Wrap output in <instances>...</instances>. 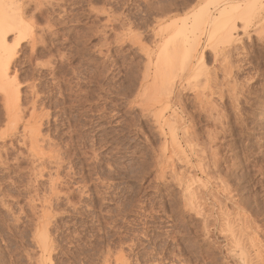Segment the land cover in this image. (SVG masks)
I'll use <instances>...</instances> for the list:
<instances>
[{
    "label": "rangeland",
    "instance_id": "374dc122",
    "mask_svg": "<svg viewBox=\"0 0 264 264\" xmlns=\"http://www.w3.org/2000/svg\"><path fill=\"white\" fill-rule=\"evenodd\" d=\"M64 1L44 8L34 49L30 39L17 49L11 76L19 102L9 105L0 93V264H238V251L233 257L226 247L222 210L263 246L264 0H239L251 7L234 30L243 51L235 65L246 68L234 74L244 89L240 111L228 107L226 132L196 111L201 123L190 132L192 146L183 142L179 152L155 126L152 81L145 95L141 83L147 53L159 45L157 21L182 18L197 1L152 0L153 8L148 0ZM170 2L178 10L158 14ZM222 48L217 61L204 50L221 81ZM192 77L184 95L195 108L206 81ZM200 160L227 181L230 194L214 179L206 184ZM173 162L175 173L186 171L184 184L197 180L188 184L198 193L194 203L183 179L174 180ZM261 249L255 251L264 256Z\"/></svg>",
    "mask_w": 264,
    "mask_h": 264
},
{
    "label": "bare ground",
    "instance_id": "6f19581e",
    "mask_svg": "<svg viewBox=\"0 0 264 264\" xmlns=\"http://www.w3.org/2000/svg\"><path fill=\"white\" fill-rule=\"evenodd\" d=\"M53 1L56 0H52V2L48 0L46 3L45 0H0V93L4 96L6 100H8V102L10 101L9 105L11 102H14L15 104V102H19L20 100L19 83L17 82L16 77L11 76V69L12 66L15 64L16 57L18 55L17 49L22 42L29 39H30L29 43L31 45V48L34 49V47L38 43V40L40 39L38 37V31L40 29V26H38V24L43 20L47 21V17L46 19L44 18V16L47 14L46 13L44 15V8L46 7V5L52 7L59 5L58 3L55 4ZM196 1H197L196 7L191 8L187 6L185 7L184 10L182 9L183 12H186L184 17L178 19L176 15H173L166 17L163 20L157 21V23L159 24L158 27H160V29L156 31L157 27L155 26L156 29H152V30H154L155 32L154 33L155 41L159 45H157L155 49L156 50L155 53H151L150 51L147 53V56L149 58L148 59L149 65L146 68V72L144 73L142 79L143 82L141 83L142 84L141 87L143 88L142 91L143 94L145 95V92H147L149 89L148 88L149 85L148 87H145V85L148 84V82L152 81L150 85L152 86V88H150L148 93L152 91L150 92V95L152 93L153 97L152 100L149 99L148 100L151 102L152 105L156 107L159 106V109L157 108L158 111H156V113H153L155 117V126L162 133L169 134L170 141L174 146V148L178 150V152L179 150H181L183 142L192 146L191 144L193 143L192 141L193 137L192 138L190 137L191 136L190 132L192 131L195 133V130L199 129V125L201 123L196 119V114H197L196 111L199 112L200 116L201 114L202 115L204 114L208 119L210 120L214 119L215 123L220 122L219 125H221L223 132H226L225 129L226 126L229 124V122L225 126V124L223 125L224 122H222L221 119H224V121L229 120L228 119L230 115L228 112L229 106H230L229 108H231L233 112H237V110H239L240 96L244 95V91H243L244 89L241 88V86L238 84L237 78H234L235 72L244 73L246 70V68L242 65H235L236 64L235 62L237 63L240 62L241 53L243 52V51L240 52L241 50L238 48L236 44L238 43L239 40L237 39V35L235 33L237 32L235 25H236V20L238 18L247 15V13L249 14V12L251 11L250 9L251 7H249L250 3L248 2L246 4L244 3V5H241V1L239 0H196ZM153 4L154 2L152 0H148V5L149 6L151 5L152 8L154 6ZM176 4L170 2L168 6L159 7L160 9H158L159 10L158 14L162 16L164 15L167 16V14L173 12V10L174 11L175 9L178 10ZM46 11L48 10H45V12ZM48 25L46 24V27ZM47 29L49 30V28ZM43 32H44V28H43ZM10 36L14 37L13 40L11 41L9 39ZM203 38H205V42H204L205 44H203V40H202ZM132 42L135 45H138L140 42L139 37L137 36L136 38H133ZM221 46L223 47L222 53L224 56V58L223 57L222 58L224 59V62L226 61V65L220 68L221 77H223L222 81L218 79L219 71L217 69L214 68L209 69L208 63H206L205 61V52H204L206 48L212 50L214 52V59L215 61H217L219 56L218 50ZM141 48L142 50H144L143 47ZM193 75L194 76L199 75L205 78L204 81H206V83L204 82L206 87L205 89L206 92H202L200 94L195 92L198 94L195 96V100H196L195 103H197L196 104L197 107L195 108L191 105L190 100L187 99V97L184 95L186 92L192 91V88L189 87V84L192 82L189 83L188 80H190V78ZM194 76L192 77V81L195 80L193 78H196ZM214 97L219 98V100L223 103V105L220 106V104L215 100ZM14 104L12 106H14ZM9 105H8L9 107L8 110H10ZM167 114H169L168 115L169 117H166ZM214 114H216L215 117H213ZM214 126L216 132L217 130L216 128L218 126L216 125ZM25 132H27V130ZM179 132L182 133V141L180 140V137H178ZM215 138L217 137L212 138L213 141H215L214 140ZM198 149L200 150V148ZM190 150L193 149L190 148ZM180 152L182 153L183 151ZM200 155H202V153ZM203 155L204 156L202 157H205V154ZM199 163L200 164H198L199 166L197 167L199 168L202 177L205 179L206 184L208 185V183H210L211 185L212 183H214L215 186L217 185L218 189L221 188L224 190V193L227 191L226 193L230 194V191L228 190L229 185H227L226 183L227 181L225 179L223 180L220 179L221 177L220 178L218 177L219 179H217L216 178L217 174L214 178L213 172L210 171L209 165L203 163L202 160H200ZM213 164L216 167L217 163L216 165L215 163ZM171 167L172 169L174 168V162L172 163ZM172 174L174 180L178 182L177 185L181 184V179L185 178L183 176L184 175L183 173L179 172V174H177V172L175 173V170L174 172H172ZM212 179L216 181L214 182L213 180V182L211 183L210 181ZM185 180L183 179L182 181L183 187L182 186L181 187L183 188V191H185L188 200L190 199V201L194 203L192 199L193 197H195L194 195H197L198 193L196 191L194 192V190L191 191L190 186L192 185V182L196 183L197 180H193V178H191V180L189 181L191 185H188L189 184L188 182L187 183L185 182L186 184H184ZM229 199L230 198H228V200ZM226 211L222 210L221 212H222L223 220L226 222V226L230 228V231L229 228H227L228 229L227 231L229 232H226L225 234L227 235L229 233L228 236H226L225 238L227 242L226 247L228 248V251L230 250V254L233 257H235L233 254H235L234 252L238 251L237 252L238 258L240 259L238 264H264V256H262L263 253L260 251H255L256 248L258 250L261 249V247H264V244L262 246L258 242L257 238L251 237L249 234L247 235L248 232L246 231V227H244L243 224L240 223V220L236 218L232 219L231 218L232 216L230 217L231 214L230 215L227 214ZM245 237L247 238L244 239Z\"/></svg>",
    "mask_w": 264,
    "mask_h": 264
}]
</instances>
